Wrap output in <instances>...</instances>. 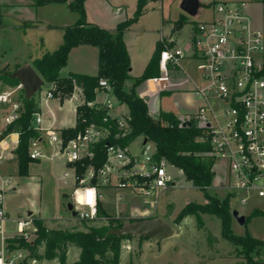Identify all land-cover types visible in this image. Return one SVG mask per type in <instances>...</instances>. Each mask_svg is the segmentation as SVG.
<instances>
[{
	"label": "built area",
	"instance_id": "built-area-1",
	"mask_svg": "<svg viewBox=\"0 0 264 264\" xmlns=\"http://www.w3.org/2000/svg\"><path fill=\"white\" fill-rule=\"evenodd\" d=\"M214 14L210 19L193 25L184 43L177 44L172 35L163 29L159 41L160 74L150 80L160 90H181L180 81L172 79L171 71L181 68L180 60L193 59L199 69L203 85L197 83L191 88L202 99V104L194 114L199 126L207 130V140L211 149L207 153L214 162L221 161L226 167V181L223 188L234 191L241 203L251 197L264 199V29L256 26L246 10L245 1H219L212 5ZM167 53L165 57L163 54ZM99 86L112 89L106 79L99 80ZM11 92L0 94V104L12 101ZM55 95L47 92V98ZM219 103L215 111L214 103ZM75 104L76 121L78 105ZM12 109L5 116L11 123L20 114V103L12 101ZM86 105L95 109H105L101 121H91L74 136L65 138L62 128L43 126V117L37 111L31 125L40 134L30 141V157L34 160L48 158L62 159L69 167L63 172L64 183L72 179V196L77 189H96L95 212L92 208L78 212L81 219L97 217L102 187L127 189L143 196L175 185L165 159L155 157V150L146 152L131 149L134 139L123 144L129 136L131 126L129 113H113L109 99L87 101ZM146 140V138H145ZM19 143L17 131L4 134L0 131V165L7 154L15 153ZM11 178L0 169V262L14 263L22 253L12 255L16 248L8 246L9 238L27 237L35 232L34 216L13 219V233L7 234L6 223L9 214L4 208V194ZM15 189V186L11 187ZM75 199V197H74ZM76 203V200H75Z\"/></svg>",
	"mask_w": 264,
	"mask_h": 264
},
{
	"label": "rangeland",
	"instance_id": "rangeland-1",
	"mask_svg": "<svg viewBox=\"0 0 264 264\" xmlns=\"http://www.w3.org/2000/svg\"><path fill=\"white\" fill-rule=\"evenodd\" d=\"M119 1L120 6L113 8L110 12H105V17L110 15H125L126 19L133 16L135 11L134 0H110ZM182 0H151L149 10L138 17L130 26L127 33V42L134 62V72H139L142 65V59L153 53L157 47L156 39L164 26L165 31L177 25L175 21L185 18L186 24L180 29L173 30L178 39H184L189 34L193 25L197 22L210 19L213 14V8L208 5L209 0H200L196 15H187L180 7ZM4 0H0V18L3 17L4 23L9 21L11 13L15 11L9 8V4L2 5ZM2 12L4 15H1ZM21 15L30 12L29 9L20 10ZM49 10H41L37 15H52ZM19 14V15H20ZM8 15V16H5ZM31 15V14H30ZM33 15V14H32ZM166 18L174 20L164 21ZM42 23L37 26H30L24 34L9 32L7 29L0 28V69L8 67L10 71L18 67H10L5 60L13 62L14 60L28 59L29 57H40L43 53L53 50L52 45L56 30L48 28ZM169 26V27H168ZM177 27V26H176ZM58 48V46L56 47ZM48 51V52H49ZM86 61V62H85ZM6 64V65H5ZM86 65V70H95L92 61H88L72 53L68 56L67 64L60 70V75L66 76L70 73V68H79ZM181 68L177 71H171L172 79L180 81L183 88L189 85L186 78L191 75L195 83L203 85L204 81L199 77V69L193 59L183 58L180 60ZM82 65V66H81ZM133 80L125 82L124 87L129 88ZM53 87L52 82L44 81L35 97L38 102V111L43 117V126H48L51 122L60 128L62 126H71L76 121L75 102L65 99L63 103L58 97L48 99L47 92ZM20 83L11 87L0 82V94L11 92L13 100L18 99ZM78 90V89H77ZM76 90V91H77ZM169 92V91H167ZM77 96V94H75ZM109 99L113 104L111 112L127 113L128 108L124 103H120L115 97L112 89L97 92L96 100ZM12 101L0 104V131L8 125H3V117L7 116L12 109ZM201 101L200 97L191 90L172 91L162 96L160 101L161 108L173 110L178 115H183L185 105L192 106L195 109ZM219 103H214L215 111L219 110ZM151 115L157 114L156 108L149 110ZM187 117H181V119ZM144 148L146 152L155 150L154 143L145 137L139 135L131 149L139 151ZM6 168H2L3 163ZM215 162L212 163L214 169ZM167 168L173 175L175 185L164 189L161 192H154L148 196V203L143 202V196L138 195L127 189L102 187L101 205L105 213L110 217H118L124 223L135 218L149 216L150 218L163 217L166 221L177 228L174 236L155 241L149 238H142L134 235L128 239L122 240L121 256L118 264H264V247L253 253L258 260L256 263H249L245 259L237 257L240 246H236L230 240L224 238L221 232V220L214 214L203 213L198 219L194 214L187 215L180 222L176 221L177 214L190 201L204 203L206 197L204 192L185 178L182 171L168 164ZM1 172L11 178L4 194V208L9 214V220L6 223L7 234L14 231L13 219L17 217H26L31 211L35 218H42L45 225L50 228H73L86 230V225L99 226L107 223L106 214L98 210L97 217L94 219H83L77 215L73 216L72 210L68 208V203L72 202L74 210L81 212L85 207L75 203L72 196V179L64 183L62 179L63 172H71L69 167L62 159L50 160L40 158L37 161L29 163L28 175H20L18 169L17 155L7 154L0 165ZM15 186V189L11 187ZM209 194L217 196L220 200L229 198L232 214L236 210L239 215L244 216L243 223H240L233 215L230 220V229L236 235H251L264 241V212L251 215L254 209L264 210V199L256 196L251 197L246 203H241L239 195L234 191H229L221 187L210 186L207 190ZM230 195V196H229ZM86 224V225H85ZM36 233L32 232L24 241L34 247ZM18 245V242H15ZM39 254L45 252V246H37ZM22 253L14 263L10 264H60L57 258L47 259L42 256L32 258L28 247L20 246L16 248L12 255ZM80 248L71 246L68 251V257L65 264H73L79 257ZM109 254V253H108ZM9 264V263H7Z\"/></svg>",
	"mask_w": 264,
	"mask_h": 264
},
{
	"label": "trees",
	"instance_id": "trees-1",
	"mask_svg": "<svg viewBox=\"0 0 264 264\" xmlns=\"http://www.w3.org/2000/svg\"><path fill=\"white\" fill-rule=\"evenodd\" d=\"M147 1L137 0L132 17L119 22L114 29H107L88 22L84 7L85 0H33L36 6L52 2L66 3L80 16L74 24L63 28V40L58 48L33 59L32 66L44 81L53 83L50 91L61 100L70 97L78 89L77 92L83 103L78 105L76 124L62 128L65 138L74 136L91 121H101L106 114L103 108L95 109L86 105L87 101L96 99L98 91L103 90L99 86V80L106 79L119 102L127 105L130 116L131 132L121 142L125 144L139 135L144 136L154 143L156 158L165 159L169 164L179 168L185 178L192 181L205 194L204 203L188 202L177 214L176 221L180 222L190 214H194L198 219L203 213L218 216L221 220L222 236L236 246H240L237 257L241 255V258L247 262L256 263L258 260L253 253H257L259 248L264 247V241L249 234L244 236L234 234L230 229L232 211L228 203L229 198L222 201L207 192L214 178L212 169L214 160L207 154L211 149L207 140V130L199 126L194 117L190 118V123L183 125L182 119L172 112L160 111L158 116H152L147 102L136 90L142 81L160 74L159 56L163 48L160 41L142 74L133 79L128 89L124 87L125 82L132 78L129 73L130 56L124 41V32L146 12ZM175 23L177 25H173L172 31L180 29L187 20L181 18ZM79 44H90L98 48L97 73L70 72L66 76L60 75V70L67 64L70 50ZM8 72L11 71L7 66L0 69V81L11 87L17 86L19 80L11 78ZM17 100L20 103V114L14 121L8 123L4 134L14 131L19 133V143L15 149L19 174L28 175L29 163L37 161L30 157L29 150L31 139L40 136L31 125L33 114L38 111V102L35 95L26 98L22 87L19 89ZM100 205L101 201H99L98 210L106 214ZM263 212L264 210L254 209L251 215ZM106 219L107 223L99 226L85 224L87 229L84 230L77 227L50 228L45 225L42 218H34L36 245L32 247L24 241L23 237L15 236L8 239V246L10 248L28 247L32 258L40 256L47 259L57 258L60 264L66 263L69 248L77 246L80 248V253L73 264H118L122 240L133 235L107 234L110 228L121 227L124 221L118 217H110L108 214ZM83 222H86V219H83ZM15 242H18V245H15ZM39 245L45 246V252L42 255L39 254L37 247Z\"/></svg>",
	"mask_w": 264,
	"mask_h": 264
},
{
	"label": "crops",
	"instance_id": "crops-1",
	"mask_svg": "<svg viewBox=\"0 0 264 264\" xmlns=\"http://www.w3.org/2000/svg\"><path fill=\"white\" fill-rule=\"evenodd\" d=\"M209 1L210 2L208 3V5H210L211 7L215 2H219V1H229V2L245 1L246 2V10H247L248 14L251 16L253 23L256 26L262 27L264 29V0H209ZM119 3H120L119 1H115V2L113 1L112 2L110 0H85L84 7H85L88 22L93 23V24H97V25L104 27V28H107V29H114L119 22L126 19V16L125 15H110V16L105 17L104 13L110 12L113 8L119 7L120 6ZM136 3H137V0H134L135 8H136ZM1 4L2 5L9 4V8L13 9L15 12L11 13V15L9 16L10 19L6 23H4V21H6V20H3L4 19L3 17L0 18V28H2V29L5 28V29L9 30V32H12V33L24 34L28 27L37 26L38 23H42L41 25H44L48 28H52V29L56 30V32H57V35L54 37V40L52 43V45H55V46H52V48L54 47L53 50H55L56 47L62 43L63 32H64L63 28L67 25L74 24L80 16L78 12L71 10L66 3H62V2H52V3L45 4V5L36 6L33 4V0H4V3H1ZM150 4H151V0H148L147 4H146V9H147L146 12L149 10ZM24 9H29L31 11L26 12L24 15H21L20 10H24ZM43 9L49 10V12H51L50 14H52V15H41V14L37 15ZM4 13L7 14V12H2V10H1V15H4ZM5 16H8V15H5ZM168 20H174V19L166 18L164 20V18H163L162 23L164 24V21L166 22ZM130 29L131 28L127 29L124 32L123 37H124V41L126 44V48L128 50L129 56H130L129 73L132 76V78L129 80H133L135 77H139L142 74V72H143L145 66L147 65L152 53L145 56L144 59H142L141 69L139 70V72L135 73L134 72L133 56H132L131 51L129 49L127 38H126L127 33L130 31ZM161 29H163L164 32L167 33L168 35L169 34L172 35L175 38V40H176L175 42L177 44L184 43L185 40L187 39V38H184V39L182 38L179 40L177 35L175 33H172L173 31H172V28H170V27L168 28L167 31H165L164 26L162 25ZM161 29H160V31H161ZM159 38H160V32H159V37L156 39V42L159 41ZM53 50H51V51H53ZM47 51H49V50H47ZM72 53H74V54L76 53V54L82 56L84 58V60L88 59V61H92L93 64L95 65L94 66L95 70H92V71L86 70L87 66L84 64L83 66L81 65L82 67H79V68H73V69L70 68V70H69L70 72L83 73V74H96L97 73V71H98V48L96 46L90 45V44H79L70 50L68 56H70ZM33 59H35V58L29 57L28 59H21V60L16 59L13 62L5 60L4 63L9 65L10 67L13 66L15 68V67H20L24 63L32 64ZM189 76H190L189 79L186 78V82H188L189 85H187V88H182L181 90H185V89L191 90V88L194 86L195 79L191 75H189ZM136 90H137L138 94L141 95L142 97L145 95L148 96V100L146 102L148 104L149 110H150V108L153 110L156 108V111H159V112H157V114L152 115L155 117L158 116L160 111L172 112L178 118L188 117L189 115L194 114L203 102L202 99L200 98L201 101L198 103V105L195 109H193L192 106H190V105H185L184 110H183L184 114L178 115L173 110H168V109L163 110L160 106V101H161L162 96H165L166 94H169L172 91H179V90H172V89L160 90L157 87V85H155L150 80V78L142 81L136 87ZM167 91H169V92H167ZM75 94H77V96ZM55 97H57V96H54L52 98H55ZM52 98H50V99H52ZM65 99L73 100V102H75V104H76L78 102V100L80 99V94H79V92L75 91L70 97L65 98ZM59 100L61 103H63V101H64V100H61L60 98H59ZM98 101H100V100H98ZM38 109H39V107H38ZM75 115H76V109H75ZM2 122H3V125L6 124L5 116L3 117ZM75 124H76V121L71 126H74ZM48 126H53L57 129L66 127V126H62V127L58 128L55 125H53V122H51ZM48 126H46V127H48ZM67 127H69V126H67ZM14 154L15 153L10 154V155H14ZM215 163L216 164H215L214 169H213L214 178H213V182H212L211 186H217V187L223 188V185L226 181V167H225L224 163L221 161H216ZM4 164H5V162L3 163L2 168L3 167L6 168V166H4ZM29 214H32V212L30 211ZM146 217H149V216H146Z\"/></svg>",
	"mask_w": 264,
	"mask_h": 264
},
{
	"label": "water",
	"instance_id": "water-1",
	"mask_svg": "<svg viewBox=\"0 0 264 264\" xmlns=\"http://www.w3.org/2000/svg\"><path fill=\"white\" fill-rule=\"evenodd\" d=\"M200 0H182L180 7L189 16L196 15L199 7L201 6ZM11 78H17L21 87L24 90L26 98H30L40 90L44 79L34 69L32 64L24 63L17 69L7 73ZM144 100H148V96H143ZM190 123L189 120H184L183 125ZM68 208L72 210L73 216L78 214V211L74 210L72 202L68 203ZM240 223H243L244 216L238 214L236 210L232 214ZM177 228L166 221L163 217H142L135 218L127 223H124L121 227H112L107 231V234H116L118 236L124 235H137L143 236L155 241H161L163 239L172 237L176 234Z\"/></svg>",
	"mask_w": 264,
	"mask_h": 264
},
{
	"label": "clouds",
	"instance_id": "clouds-1",
	"mask_svg": "<svg viewBox=\"0 0 264 264\" xmlns=\"http://www.w3.org/2000/svg\"><path fill=\"white\" fill-rule=\"evenodd\" d=\"M165 57L167 53L163 54ZM76 203L80 206H88L92 208L93 214L95 212V202H96V189L88 188L84 190L77 189L74 193ZM2 264V262H0Z\"/></svg>",
	"mask_w": 264,
	"mask_h": 264
}]
</instances>
